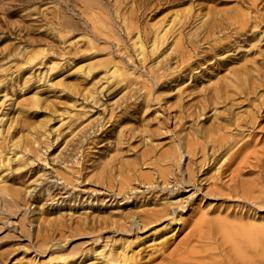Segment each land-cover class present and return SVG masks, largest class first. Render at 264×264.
<instances>
[{
  "label": "rangeland",
  "instance_id": "374dc122",
  "mask_svg": "<svg viewBox=\"0 0 264 264\" xmlns=\"http://www.w3.org/2000/svg\"><path fill=\"white\" fill-rule=\"evenodd\" d=\"M56 1L0 0V264H104L108 246L102 244L126 240L134 241L129 253L134 251L144 264H157L163 248H155L162 247L161 241L167 240L169 251L187 232L210 231L211 219L231 222L242 217L264 224V207L207 192L225 155L195 173L204 188L189 185L178 196L184 206L176 218L131 236L118 234L108 222L128 211L159 207L168 197L150 202L138 197L115 206L106 202L104 193L113 181L128 179V187L137 188L140 181L131 176L133 171H183L190 156L184 141H198L209 150L205 139L231 129L206 126L224 120L226 110L245 117L264 99V80L254 91L249 88L252 79L258 82L256 75L264 74V0H128L122 11L111 12L133 13L138 19L132 24L94 26L81 21L79 10L71 11L69 0H60V8L74 23L60 24ZM207 7L210 14L203 18ZM188 8L205 13L181 29L178 20L188 16ZM212 8H218L217 20ZM238 11L249 12L251 18L246 23L229 21ZM256 15L259 21L253 22ZM199 18L216 20L217 30L204 23L206 27H198ZM173 19L177 30L159 36ZM179 31L186 37L177 38ZM191 31L192 38L187 37ZM260 119L264 126V117ZM259 125L253 132L242 127L241 135L260 144L264 128ZM196 146L197 154L190 157L200 164L204 154ZM48 176L60 181L58 186ZM39 180L31 195L27 189ZM61 185L65 193H60ZM61 194L67 197L62 200ZM102 217L108 221L97 224Z\"/></svg>",
  "mask_w": 264,
  "mask_h": 264
},
{
  "label": "bare ground",
  "instance_id": "6f19581e",
  "mask_svg": "<svg viewBox=\"0 0 264 264\" xmlns=\"http://www.w3.org/2000/svg\"><path fill=\"white\" fill-rule=\"evenodd\" d=\"M47 1L52 2V0H47ZM69 1L72 3V7H69V8H71V11L75 12L76 10H79V13H81L84 16V18L81 21L86 22V23H90V25L92 24L93 26L95 24H104V23H110V22L111 23L112 22L113 23L114 22H117V23L122 22L124 25H128V23L132 24V22L134 20L138 19L137 16H132L133 13L130 15H125V14H121L120 12H118L116 14H113L111 12V8H114V10L117 11V9L119 10L122 7L123 8L126 7L127 6L126 3L128 0H69ZM135 1H132V2L134 3ZM192 1L194 2V0H192ZM255 1L256 0H254V1L250 0L249 2L251 4H253ZM132 2H130V3L132 4ZM164 2H166V1H164ZM196 2L198 4L197 0H196ZM201 2H202V0H201ZM203 2H205V1H203ZM56 3H58V5H59V6L56 5L58 7V8L56 7L57 12L55 13L56 14V16H55L56 21L62 25H65V26L73 25V23H74L73 18L74 17L67 15L66 13H64L61 10L62 7L60 8V6H61L62 2L60 0H57ZM167 3H168V1H167ZM50 4H52V3H50ZM50 4H49V6H50ZM148 4H146V5H148ZM203 4L204 3H202V5ZM138 6H140V5L138 4ZM150 6H148V7L153 8V6L152 7H150ZM200 6H201V4H200ZM130 7H132V6H130ZM145 7L147 8V6H145ZM209 7H211V6H209ZM253 7L254 6H252V8ZM48 8L50 9V7H48ZM141 8H144V7H141ZM213 8H214V6H213ZM213 8H212V10H215ZM257 8L259 9L258 5H257ZM131 9H133V8H131ZM140 9H139V11H140ZM197 9H200V8H197ZM187 10H188L187 11L188 16L185 17L181 21L178 20V23L180 22V27H181V25L190 23L192 20L197 19V17H199L198 16L199 14L201 17V15H203L205 13V12H203L201 14V12L203 11V10L201 11V9H200L201 12L197 11L196 13L191 12L192 10H189V8ZM210 10H211V8L210 9L208 8V10L206 9L207 16L204 14L205 17H203V18H206V17L208 18L209 14H210ZM216 10L218 11V8ZM216 10L212 11V12H214V14H212V12H211V14L214 15V17H215V12L217 14ZM54 11H56V10H54ZM121 11H122V9H121ZM146 11H148V10H146ZM248 13L249 12H244V11L235 12V15H233L231 20H229V21H231V22L243 21L246 23V20L251 18ZM136 14L134 13V15H136ZM145 14H146V12H145ZM181 15H183V12ZM184 15H186V14H184ZM223 15H226V14H223ZM223 15H221V18L223 17ZM218 16H220V15H218ZM258 16L259 15H256L254 17L252 16L253 22H254V20L256 22L259 21V19L256 20V18ZM214 17H213V19H214ZM218 18H219L218 20H220V17H218ZM225 18H226V16H225ZM210 19H211V17H209V20ZM75 20H76V18H75ZM198 20L200 21V18ZM216 20H217V18H216ZM216 20H211L213 23H210V22H208V19H203L202 21H200L201 24H198V27L200 25L203 26L204 24H207V26L210 25V27L208 26L210 31L214 30V27H215V29L217 27L215 24ZM140 21H141V19H140ZM176 21H177V19H176ZM176 21H174V19H173L168 24H166L167 26L163 29V31L161 32V34L159 36L165 37L169 32H170V34L172 32H175L177 29L175 31H173V30L175 27L174 25H176L174 22H176ZM137 22H139V21H137ZM200 22H198V23H200ZM224 22H225V20H224ZM78 23H79V21H78ZM202 23H204V24H202ZM208 23H210V24H208ZM226 23H228V22H226ZM240 23H242V22H240ZM217 24H219V23H217ZM104 25H106V24H104ZM96 27H98V26H96ZM198 27L196 29H198ZM203 27H206V25H204ZM92 28H94V27H92ZM181 29H182V27H181ZM196 29L194 30V32L196 31ZM200 29H201V27H200ZM209 30H208V33H209ZM154 31H155V29H154ZM203 31H204V29H203ZM145 32H146V30H145ZM147 32L149 34L151 33L149 31H147ZM158 32H157V34H158ZM201 32H202V30H201ZM185 33H187V32H185ZM188 33H187V35H188L187 37L191 36V38H192L191 33H193V31H191L189 34ZM144 35L146 36L147 34H144ZM173 35H174V33H173ZM200 35L198 37H200ZM184 36L186 37V35L183 34L182 31H179V35H178V37L177 36L176 37L177 38H184ZM214 36H215V34H214ZM194 37L196 38L197 35L196 36L194 35ZM246 37H247V34H246ZM220 38H221V35H220ZM184 41L185 40H183V42ZM184 45H186V44H184ZM177 46H178V43H177ZM177 46H176V48H177ZM177 50H179V48ZM177 52L178 51H176V53ZM192 59H193V57H192ZM162 71L165 72V70H162ZM157 72H158V70H157ZM153 73H154L153 75L156 74L155 72H153ZM165 74H166V72H165ZM161 75H164L163 72H161ZM159 76L160 75H155L154 77L159 79ZM255 78H258V80H257L258 82L256 84H254L253 79H252V81L250 83V87H249L251 91H254L256 89V87L261 85L262 82H260V81L264 80V74L260 73V74L256 75ZM171 79H177V78L173 77ZM244 79H242V80H244ZM155 80H157V79H155ZM250 80H251V78H250ZM161 81H162V79H161ZM156 85H158V84H156ZM220 90H219V93L223 92V90H221V91ZM223 93H225V92H223ZM216 94H214L215 99L217 96ZM253 94H254V92H253ZM226 97L229 100L232 98L228 95ZM218 98H221V97L218 96ZM148 99H150V98H148ZM248 99H250V98H248ZM222 100H223V97H222ZM212 101H214V100H212ZM225 101H226V99H225ZM231 103H232V105L234 104V102H231ZM203 106L207 107L208 105L207 106L203 105ZM252 106H253V104H252ZM230 107H231V105H230ZM201 109H203V108H201ZM253 110L254 111L252 113H248L245 117H242V118L241 117L240 118L235 117L236 112H234L233 109L228 110V112L226 110V114H227L226 118L223 116L225 119L222 116H218L219 118L222 117L224 120H220V121L217 120L216 125L214 124L213 126H211V125L206 126V127H210L209 129L208 128L207 129L212 130V131H216L218 129L219 130L227 129V128L232 130L231 131L228 129L230 131V133H227V132L226 133L225 132L218 133V131H217L216 135L211 136V137L209 136L208 137L209 139H205L204 144L209 143V144H207L209 150L208 149L206 150L204 145L198 141H195V140L194 141L193 140L184 141V144L187 146V149L185 148V150H186L185 153H187V155H190V156L195 155V153H196L195 149L197 148L196 145L201 147L199 150L202 149L201 151L203 152L204 156H203V160L200 161L201 162L200 164H197L198 161H196V160L194 161L189 156L188 161H187L186 166L183 169V171L180 168H178V169L177 168H173V169L170 168L169 169L168 167L167 168L154 167L153 172L145 171V172L135 173L136 171H133L134 174L132 173L131 176L140 181V184L137 186V188L128 187L129 186L128 179L126 181L120 180V181L116 182V184L114 183V181H113V183L108 184L109 186L107 188H105L104 193L106 196V202H109L110 205H115V206L124 205L125 206L129 203H133L135 201V199H138V197L139 198L142 197L143 201H146V202H150L149 201L150 198H153V199L156 198V200H157V198L158 199L163 198L164 195H166V197H168V198H166V201L160 203L161 205L159 207L144 208V210L142 212H139V213L128 211L125 214H121L120 217H118V218H115V219L112 218V220L108 223L109 224L111 223V225L114 227V230L117 231L118 234H122L125 236H131V235H134L135 233H137L141 230H144L146 228H148L147 230H149L150 227L155 226L156 224L159 223V221L162 222L163 220H168V219L174 218V217L176 218L177 213L178 212L180 213V211H181L180 208L182 206H184V205L180 204V200H179L178 196L181 193L188 191L189 189L187 187L189 185L191 186V188L193 185L198 186L199 182L201 181L200 179H202V178L198 179V176H197L198 173L197 172L200 171L201 167H204V168L208 167L216 159L222 158V156H224V155L225 156L223 157L221 162H219V165L215 169L216 173L213 174V176H211V180H210L211 184L209 186L207 185V187H206L207 192H210L214 195H234V196L241 198L243 201L249 203L251 206L256 205V206H258L259 209L264 207V141H262L260 144H258V142H256L255 139L244 137L243 136L244 133L241 135L242 127H243V129H248L249 131L253 132L254 129L260 124V120H261L260 118L264 117V99L259 100V102L253 106ZM238 116H239V114H238ZM262 128H264V126H262V124H261L260 129H262ZM205 130H206V128H205ZM210 133H211V131H210ZM85 136H87V135H85ZM199 150H198V152H199ZM182 156H183V151H182V153L180 152V156H179L180 159H182ZM176 165H177V163H176ZM192 165H193V167H192ZM155 173L157 175H155ZM195 173H197V175H196L197 178H194ZM244 173H250V174L252 173V176L250 175L251 177L248 178L249 174H247L248 176L246 178H244V176H243ZM223 177H226V178L224 180H222ZM46 179H49V181H51V182H56L55 185H57V183L60 182V181L58 182V180L49 178V176L46 177ZM196 180H197V182H196ZM198 180H200V181H198ZM207 180H208V178H207ZM40 183H41V180L37 181V183L33 184V186H31L30 188L27 189V192H29L31 195L32 194L34 195V192L37 190L36 187ZM202 183L203 182H201L200 184H202ZM204 184H205V182H204ZM201 187L204 188V185ZM58 188L61 190L60 193L66 192L64 190L63 185L59 186ZM133 189L135 192L141 193V195L138 196L137 194H134L135 192L132 193ZM61 195H63V194H61ZM65 197H67V195L61 196L62 200ZM159 202H157V203H159ZM108 217H106L107 219H105V217H102L103 219L97 218L95 220V222L100 225L102 223L107 222ZM179 218L180 217H177L178 221H179ZM240 218L242 219V217H240ZM241 219H235V221H231V222L225 221L224 218L211 219L207 222L208 227H209L208 229H210V231L206 232L207 234L203 233V235H202L199 232H195V231L194 232H191V231L187 232V234H185V236L173 248L169 249V251H166V245L165 244L167 243V240L161 241L160 244L162 247H156L155 248V249L163 248V250L160 253L161 254V257H160L161 260L157 264H264V224H255V223H251L248 221H243ZM149 234H151V233H146L145 236H147ZM110 242L111 243H106V244L103 243L102 244V246H104V245L108 246V252L103 254V257L105 258L104 264H144L139 259V257L136 256V253L134 251L129 253V250L127 249V248L132 246V242H134V241H131V240L127 241L126 240V241H121V242H117V243H115L114 241L113 242L110 241ZM158 255H159V253H158Z\"/></svg>",
  "mask_w": 264,
  "mask_h": 264
}]
</instances>
